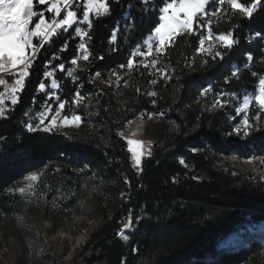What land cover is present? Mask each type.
<instances>
[{
    "label": "trees",
    "instance_id": "16d2710c",
    "mask_svg": "<svg viewBox=\"0 0 264 264\" xmlns=\"http://www.w3.org/2000/svg\"><path fill=\"white\" fill-rule=\"evenodd\" d=\"M130 2L135 6L128 16ZM110 5V15L92 18L93 27L88 30L91 55L81 63L85 89L99 86L101 90L100 123L71 133L30 132L23 126L26 112L45 102L38 85L46 82L44 73L50 69H56L61 100L72 102L79 84L56 66L64 64L66 70L78 55L79 38L74 29L39 49L18 103L7 118L0 119V226L3 218L13 220L24 214L21 196L9 189L27 175L38 173L41 193L46 192L49 201L58 194L56 204L49 206L43 198L40 202L47 217L52 213L60 220L70 219L92 197L91 214L100 222L72 264H264V246L258 242L237 251L218 250L229 235L251 223L264 222V174L249 168L237 170L223 162L233 154L242 159L264 155V118L255 120L257 109L253 110L250 120L257 130L242 139L233 135L225 139L230 106L226 112L208 109L221 92L253 89L257 83L253 72L264 75V43L257 35L264 30V8L251 20L230 18L229 12H223L219 21L212 18L214 34L238 25L234 35L239 44L223 61L196 53V35L177 36L157 65L167 68L171 79L140 66L131 75L128 90L115 98L101 82L92 83L91 76L100 73L98 78L108 81L120 71L135 45L148 36L156 16L143 13L139 0H110ZM36 10L45 11L44 6ZM49 15L46 12L51 20ZM133 18L135 31L129 32L125 26ZM114 29L117 37L112 41ZM65 43L67 49L60 51ZM249 52L254 60L245 70ZM234 66L241 68L239 79L225 83ZM209 85L212 91L201 96ZM152 92L155 95L148 94ZM162 110L174 127L158 128L153 149L143 157L138 171L126 140L118 133L138 113ZM129 215L133 227L124 229L125 241L119 232Z\"/></svg>",
    "mask_w": 264,
    "mask_h": 264
},
{
    "label": "snow or ice",
    "instance_id": "6c2138e0",
    "mask_svg": "<svg viewBox=\"0 0 264 264\" xmlns=\"http://www.w3.org/2000/svg\"><path fill=\"white\" fill-rule=\"evenodd\" d=\"M116 2L119 3V0H116ZM139 3L143 6L141 9L143 13H153L156 16V22L150 29L148 36L140 44L135 45L134 50L129 55L127 64H122L119 67L121 69L127 67V69L131 70L137 63H140L146 69H155L165 79H171V75L168 74L167 68L157 67L159 57L164 56L167 49L173 46L177 36L185 34L189 36L196 35L198 37V47L195 49L196 53L201 54L202 57L205 55L211 57L213 61H216L217 58L223 61L229 51L239 44V38L234 35V31L238 25H233L232 29L226 32L214 34L212 18L215 17L219 21L222 18L221 14L223 12H229L230 18L238 17L251 20L261 8H264V0H159V6H157V0H139ZM77 4L80 7H77ZM38 5L44 6L45 11L36 10ZM149 5H152V7H148ZM134 6L131 2L129 3L128 16H131L130 9ZM209 8L214 9L210 15ZM111 11L110 0H0V86L4 88L3 91H0V118H7L6 112L9 110L4 100L6 94L11 105L14 106L18 103V94L25 86V78L29 76V68L35 58L38 47L43 48L46 43H51L56 38H59L62 33L68 32L81 18L86 23L87 29L90 30L93 27L90 14L94 13L97 18H101L110 15ZM46 12L54 13L55 19L49 20L46 17ZM201 17L204 19L201 20ZM125 27L129 32L135 31L134 18ZM75 32L82 41L86 37L90 38L89 31L83 28L77 27L75 28ZM257 35L261 37V41L264 43V30ZM116 37L117 30L114 29L111 34V40L115 41ZM33 38H39L38 43H33ZM217 45H219V48ZM78 47L81 50L80 58L88 61L91 53L86 44L81 42ZM221 48L223 51L220 50ZM66 49L67 43L61 46L60 51ZM137 56L141 58L151 57V59L148 63H144L143 60L137 61ZM99 58L103 59V57ZM253 60V54L247 53L246 63L243 65V68L248 70L250 62ZM194 61L195 57H193ZM48 63L50 64L51 61ZM203 63H208L207 59H204ZM71 64L78 66V60L72 59ZM56 67H59L61 71L65 69L64 64H59ZM240 74L241 68L234 66V70L230 72V77H225L224 82L228 83L231 78L238 80ZM5 75L9 76V78L15 77L14 83L10 87L8 86V81L5 79ZM52 75V72L46 71L44 73L45 77ZM96 75L99 76L100 73H96ZM252 75L257 77V84L253 86L252 92L245 93L242 97L236 93L221 92L216 96L215 102L212 105L213 108L224 107L232 101L227 98L221 99V97L228 96L236 97L237 100L241 101L237 104L235 111L237 115L243 114V119L241 124L237 125L229 135L248 137L252 131L257 130V126L251 122L248 115L253 105L257 109L255 120L258 121L264 118V75L258 76L254 72ZM121 79V77L117 76V83ZM151 83L156 84L157 81L152 80ZM38 87L41 91L46 90L44 82L39 83ZM56 87H58L57 82L53 79L52 88ZM209 91H212L211 85L203 89L200 94L204 96ZM148 94L155 95L154 92ZM52 96H55L54 92L51 93L49 99ZM76 96L78 99L74 102L78 105L83 98L79 96L78 91ZM64 108L65 103L58 102V107L55 110L56 115H51L52 109L49 106L43 112L38 113L39 123L35 128L32 123L26 124L27 130L31 132L43 127L45 131H52L57 127L58 123L79 126L82 123V119L78 114L71 117L64 116L62 120H58L59 113ZM159 115L162 116L163 113H159ZM49 116L50 119L45 124V119ZM118 135L126 139L129 145L128 152L132 154L135 165L139 166L143 152H138L137 149L144 147V142L127 138L123 132L118 133ZM132 135H135V133ZM133 145L136 147H132ZM148 145L150 154V141ZM260 163L264 164V158H260ZM140 170L142 169H138V171ZM25 180L28 182L23 187L15 189V191H18L22 195L29 193L34 195V183L39 180V174L32 173L25 177ZM132 227V217L129 215L128 222L123 224L119 235L123 239H128L124 234V229Z\"/></svg>",
    "mask_w": 264,
    "mask_h": 264
},
{
    "label": "rangeland",
    "instance_id": "374dc122",
    "mask_svg": "<svg viewBox=\"0 0 264 264\" xmlns=\"http://www.w3.org/2000/svg\"><path fill=\"white\" fill-rule=\"evenodd\" d=\"M77 7H80V5L77 4ZM213 10L214 9L212 10L208 9L209 14ZM48 14H50L49 16L51 19H55L54 13L48 12ZM94 17H96L94 13L90 14L91 20ZM77 27L83 28L86 31L89 30L87 29L86 23L82 20V18L76 25L73 26V28H70L69 30L74 29L75 31V28ZM75 34L76 37L79 38V44L81 42H84L88 48V38L86 37L82 41L76 32ZM38 41L39 38H33V43H38ZM217 47L219 48V45H217ZM39 49L40 48L38 47L36 50V55ZM80 53L81 50L78 49V55L75 58L78 60V66L72 65L70 62V66H68L66 70L64 69L63 71H61L59 67L58 70L64 72L66 78L72 79V82H76V84H79L76 89V93L78 91L79 96L82 97L83 99L77 105L74 102L76 99H78L75 93V95L72 96V102H70V104L62 101L59 94L61 89L60 83L55 78L56 69L55 70L50 69L48 72H52L53 75L50 77H46V82H45L46 90L41 91L38 89L39 93L45 95V102L43 104L41 103L38 108H34L31 110L29 109V111L26 112L27 115L25 114V122L23 125L26 130H27L26 127L27 123H32L33 127L34 128L36 127V125L39 123L38 113L43 112L49 106H51L52 109L51 115H56L55 110L58 107V102L65 103V108L60 111L58 120H62L64 116L71 117L73 115L78 114L82 119V123H80L79 126H76L75 124L58 123L57 127L52 131H56V130L61 132L67 131L70 133L73 131L78 132L84 126H88L90 128L93 126L95 127L96 124L100 123L98 122L99 121L98 118H99V107H100L99 94L101 93V90L99 86H97L98 89L96 88L85 89L81 75L84 68L81 66V63L87 61H84L82 58H80ZM35 58L33 59V61L35 60ZM149 58H141L137 56V59H139L137 61L143 60L144 63H148ZM140 66H141L140 63H137L134 66V68L131 70L127 69V67L123 69L120 68V71L114 72L116 73V75H114L113 73L112 75L109 76L108 81H104L98 78V76H95L94 74L93 76H91V82L92 83L95 82L97 84L101 82L103 88L109 90L115 96V98H118L122 96L126 90H128V88L130 87V82L132 80L131 75L136 70H138V67ZM70 71H71V75H70ZM117 76L122 78L119 81V83H117ZM5 79L8 81V86L10 87L14 83L15 77L9 78V76L5 75ZM26 79L27 77L25 78V82ZM53 79H55V81L57 82L58 87L56 88H52ZM3 90L4 88L0 86V91ZM21 91L19 92V94L21 93ZM252 91L253 89H248L247 91L245 90L242 92H238L236 94H239V96L242 97L245 93ZM52 92L55 93V96H52L51 99H49ZM19 94H18V101H19ZM224 98H227L232 102L229 105L228 104L225 105L224 107L213 108L212 105L215 102V98H214V100H212L211 104L209 105L208 109L210 111H216V110L218 111L222 109L223 111L226 112L225 109L227 108V106H230L229 110L232 113H230L228 116L229 121L227 125L230 128L229 131L224 134V138L226 139L230 136L229 132H232L237 125L241 124V121L243 119V114L237 115L235 111L237 104L240 103L241 101L237 100V98L233 96L221 97V99ZM4 100L6 107L9 109L6 112V117H7L13 105H11L7 94L5 95ZM253 110H256L255 105H253L252 109L249 111L248 113L249 117L251 116ZM159 113H163V115L161 116L159 115ZM159 113H148V112L138 113L134 119L129 121L130 123L129 122L125 123L121 131L124 133V136L127 138L140 140L144 142V147L137 149L138 152H143V157L149 155V145H148L149 141L151 142L150 145V153H151L154 146L153 143H155L156 141V131L158 130V128L160 129L162 127L167 126L169 129H172L174 127V124L169 118V114L166 111L162 110ZM48 119H50V116L46 117L45 124H47ZM36 130L43 131V133L51 132V131L43 130V127L37 128ZM133 133H135V135H132ZM239 137L241 139L245 138L243 135ZM132 147H136V146L133 145ZM260 158H264V155L262 156L256 155L247 159H242L237 157L236 154H233L230 157H226L223 160V162L226 164H230L232 167H234L237 170H248L249 168V170H253L260 174H264V164L260 163ZM142 160H141V164L137 166L135 165L134 159L132 157L133 165L135 166L136 169H141ZM39 179H40V175H39ZM27 182L28 181H26L24 177L15 186L9 189L11 193L19 194L21 196L23 200L22 203H24L25 206H24V214L20 215V217L18 216L16 219L13 220L6 217L3 218L1 221L0 264H19L21 261L26 262V264H72L75 254L78 252L80 248H82L85 245L91 232L100 222L99 217L91 214L92 212L90 209L91 207L90 202L92 201V197L80 204L78 214L74 215L70 219L60 220L58 218H55V216H53L52 213L50 215L51 217H47L46 214L43 213V208L40 207V202L42 201V198L47 199V193L46 192L41 193L39 186L40 180L34 183V190H35L34 195L31 193L27 195H22L18 191H15V189L19 187H23ZM57 196L58 194L55 197H53L50 201L49 198L47 199L48 200L47 202H49L50 204L49 206L58 203ZM260 224L251 223L247 225L245 229H240L238 232L234 233V235H238V236L247 235L249 233V230H253L251 229L252 227L257 228ZM124 240L127 241V239Z\"/></svg>",
    "mask_w": 264,
    "mask_h": 264
},
{
    "label": "bare ground",
    "instance_id": "6f19581e",
    "mask_svg": "<svg viewBox=\"0 0 264 264\" xmlns=\"http://www.w3.org/2000/svg\"><path fill=\"white\" fill-rule=\"evenodd\" d=\"M251 229H254L255 231H256V234H254L256 237H254V239H253V241L255 240H258V241H264V222H262L257 228H251ZM231 236V237H230ZM234 234H231V235H229L228 237H230V238H226L227 240L224 242V244L223 245H225L226 246V248H231V249H234V248H236V246L237 245H234V243H236L237 242V240L234 238ZM240 237H242V236H240ZM245 238V237H244ZM251 240H249L248 242H250ZM244 241H243V237L242 238H240V243H236V244H238V246L239 245H243L242 243H243ZM247 242V245L246 246H248L249 245V243ZM223 243V242H222ZM227 246H229V247H227ZM235 250H237V249H235ZM230 252H231V250H229ZM228 251V252H229Z\"/></svg>",
    "mask_w": 264,
    "mask_h": 264
},
{
    "label": "water",
    "instance_id": "95a60500",
    "mask_svg": "<svg viewBox=\"0 0 264 264\" xmlns=\"http://www.w3.org/2000/svg\"><path fill=\"white\" fill-rule=\"evenodd\" d=\"M254 234H256V231L253 229V230H249V233L245 236V238H243V245H239L238 246V244H236V243H240V238H242V237H240V236H238V235H235L234 236V238L237 240V242L236 243H234V245H237L236 246V248H234V249H238L240 246H245L246 244H247V242L251 239V238H254V237H256ZM231 237V236H230ZM230 237H228V238H230ZM227 239H225L224 241H222L221 243H220V245L218 246V248H219V251H220V253H224V252H226V251H228V250H234V249H231V248H226V246L225 245H223L224 244V242L226 241ZM227 247H229V246H227Z\"/></svg>",
    "mask_w": 264,
    "mask_h": 264
}]
</instances>
